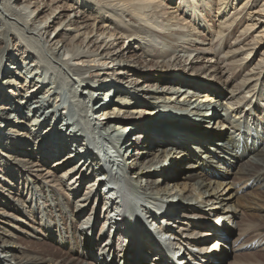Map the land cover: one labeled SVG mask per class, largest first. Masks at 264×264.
I'll return each mask as SVG.
<instances>
[{
	"label": "bare ground",
	"instance_id": "obj_1",
	"mask_svg": "<svg viewBox=\"0 0 264 264\" xmlns=\"http://www.w3.org/2000/svg\"><path fill=\"white\" fill-rule=\"evenodd\" d=\"M45 1L0 0V26L9 29L2 36L13 34L2 55L11 70L0 72L13 96L0 88V127H6L0 130V231L15 221L21 225L13 229L15 235L0 233V264H110L107 256H114L117 247L131 264H162L156 252L163 248L150 236L159 230L172 233L175 249H182L181 241L202 246L191 255L192 264H232L225 260L227 250L232 260L240 253L264 252L263 243L239 238L245 230L236 227L238 216L264 193V151L259 152L264 146V60L253 68L254 59L242 57L257 49L246 43L255 29L260 31L254 38L264 43V0H72L84 9L73 8L72 1ZM247 7L242 20L235 16L234 11ZM230 16L235 18L229 29ZM237 73L243 77L227 88ZM129 84L136 87L134 94L126 92ZM89 94L104 101L108 112L88 115ZM47 95L54 98L49 109ZM212 96L228 102L230 110L222 115L215 105L188 110L190 99L213 102ZM180 98L188 107L175 103ZM159 107L188 110L192 119L179 124L180 131L171 129L184 116L138 123L140 116L151 119L156 113L160 118ZM25 111L33 117H21ZM125 114L132 118L127 121ZM12 115L20 117L11 125ZM108 115H117L120 121L112 128L132 132L130 138L104 130L112 123ZM103 116L107 123L97 125ZM109 144L119 153L110 151ZM155 146L164 149H155L160 155L148 160ZM187 153L194 158L186 161ZM2 155L9 165L2 164ZM239 161L236 173H229ZM175 164L184 166L183 177L174 171ZM121 168L135 169L145 197L124 188L115 172ZM16 191L25 196L21 213H27V221L5 212V198L19 204ZM99 204L98 218L93 213ZM163 206L170 212L161 215ZM218 226L225 238L231 236L229 241L217 236ZM121 231L144 238L131 256L126 255L127 235L121 241L120 234L112 236ZM20 234L23 238H16ZM35 242L55 254L28 255Z\"/></svg>",
	"mask_w": 264,
	"mask_h": 264
},
{
	"label": "rangeland",
	"instance_id": "obj_2",
	"mask_svg": "<svg viewBox=\"0 0 264 264\" xmlns=\"http://www.w3.org/2000/svg\"><path fill=\"white\" fill-rule=\"evenodd\" d=\"M65 1H72V0H65ZM45 3L46 4H48V0L47 1H45ZM172 3H174V1L172 2ZM63 4V1L59 4V5H62ZM68 4H71L72 6H74L73 8H80V9H84V5L83 6H80V5H82V4H76V2H71V3H68ZM238 4L239 3H236V6L237 7H239L238 6ZM58 5V6H59ZM173 5H177L176 3L175 4H173ZM257 6V5H256ZM239 8H241V6L239 7ZM85 10H87V9H85ZM244 11V12H243ZM248 11V7L247 8H243V9H239L238 11H234V12H236L235 13V16L237 17V18H240L241 20L245 17V15H246V12ZM231 12H232V10H231ZM240 12V13H239ZM239 13V14H238ZM242 14V15H241ZM187 15V14H186ZM235 16H230L229 17V19L227 20V24H228V28L230 29V27H231V25L233 24H231V21H232V18H235ZM189 21H193V19L190 17V19H188ZM217 20H219V19H217ZM214 22H216L215 21V19H212L211 20V22H210V24H214ZM230 22V23H229ZM244 24H243V28L245 27V25H246V23L244 22V21H242ZM241 27V28H242ZM241 28H239V30H237L236 31V33H239L240 31H242V29ZM0 72H2L1 70L3 69L4 70V68H5V70H7V71H10L11 70V65L12 64H10V62H4V61H2L3 60V57H2V55L3 54H6V53H8V49H9V47H6L5 46V44H9L10 43V38L11 37H13V34H11V36L9 35V37H7V38H5V37H3L4 35H5V32H7L9 29H8V27L7 26H0ZM257 29H255V32H253V35H252V33H251V35H249L248 37H247V39H246V43H248L247 44V47L248 48H253V47H257V49L255 50V51H253V52H251V53H248V55H245V53H244V55H242V57H244V58H247V57H249V59L250 58H253L254 59V61H253V63H251L250 64V66L251 67H253L255 64H257L259 61H263L264 60V55L262 56V53L264 52V43H262V40L260 39V38H254V36L255 35H258L257 33L260 31V30H258L257 32ZM3 35V36H2ZM260 35V34H259ZM102 37H104V36H102ZM6 39V40H5ZM253 39H254V42H253ZM230 41H232V40H230ZM233 42V41H232ZM253 42V43H252ZM255 43V44H254ZM252 44H254V45H252ZM257 44H261V46H259V45H257ZM246 49V48H245ZM244 49V50H245ZM133 51V50H132ZM131 51V52H132ZM10 52H12L11 51V49H10ZM9 52V53H10ZM130 52V54L129 55H131V54H133V53H131ZM245 52V51H244ZM247 52V51H246ZM218 55H221L222 56V53H220V54H218ZM237 59H239V58H237ZM213 62H214V59H213ZM264 62V61H263ZM253 68H255V67H253ZM258 68V67H257ZM9 69V70H8ZM9 73V72H8ZM8 76V75H7ZM1 77V76H0ZM34 77V75L33 74H30L29 75V79L30 80H32V78ZM243 77V74L241 73H237V75H236V77L231 81V83L227 86V88H229V89H231V87H233L238 81H240L241 80V78ZM4 77L2 76L1 78H0V88H1V90L3 91V93H4V95H6V96H9L10 98L11 97H13L12 95H11V93H10V91L9 90H11V89H9V87L7 86V84H5V81H4ZM38 80V79H37ZM79 80V79H78ZM39 82L41 81V80H38ZM77 82V81H76ZM34 81L32 82V86L34 85ZM31 86V85H30ZM129 86H132V87H130V89L129 90H126V92H128V93H130V92H133V90L136 88V87H133L134 86V84L132 85V84H129ZM14 90L15 91H17V89L16 88H14ZM136 92V91H135ZM135 92H133V94L135 93ZM90 95V96H89ZM89 95H86L87 97H88V100H87V102H88V104H87V110L88 111H86V113L88 114V115H91V114H93L94 113V111L96 112V110H98V111H100V113H101V111L102 110H104L103 112H108V107H106V108H104V101H103V103H100V102H98V101H96V100H98V98L96 97V96H94V95H91V94H89ZM111 95V94H110ZM136 95V94H135ZM250 95V94H247V93H245L243 96H245V97H248V96ZM41 96V95H40ZM113 96L114 95H111V97H110V99L108 100L109 102L110 101H112V99H113ZM142 96V95H141ZM98 97H101V96H98ZM143 97V96H142ZM49 98H51V103L49 102V103H47V105L45 106V109H49L50 107H52L53 105H52V103H53V97H50L49 95H47V99H49ZM96 98V99H95ZM175 98H177V97H175ZM104 99H107V98H104ZM163 98L161 97L160 98V100H162ZM182 98H180V99H178L177 101L178 102H175V103H179V104H181V102H182V100H181ZM205 99V98H204ZM204 99H202L203 101H204ZM220 99H222V98H220ZM148 101H146L145 100V102L147 103V102H149V99H147ZM179 101H181V102H179ZM255 100H253V102H254ZM190 104H191V106L189 107V109L188 110H190L191 108H193L194 110L196 109V110H199V108H200V106H207V105H210V106H216L217 107V109L218 110H216V112L217 113H219L220 115H222L223 113H224V109H227V110H230V105H228L227 104V106H225V101H223V100H221V102H220V100H213V102H211V103H208V102H199V101H197L195 98L191 101V99H190V102H189ZM228 103V102H227ZM224 104V105H223ZM178 106H180V107H188V105L186 104V105H178ZM95 107V108H94ZM160 108V107H159ZM208 108V107H207ZM200 109H202V108H200ZM92 110H93V112H92ZM188 110H181V112L179 113L178 112V110H175V109H166V108H160V109H157L156 111H158L159 113H160V115H162V116H160V118H159V114H153V116H152V118L151 119H148L147 118V116H145V117H142V116H140V117H138V123H142L143 125H145V126H148V125H152L153 123H156V121H157V119L158 120H160L159 122H164V119H166V118H168L170 121L172 120H175V121H177V119H175V118H179V117H181V116H184V119H181V120H178L177 122H176V124H174L176 127H178L179 126V124L181 125V124H183V122L184 121H186L187 123H189V120L190 119H192V115H191V113H189L188 114ZM47 111L48 110H46L45 111V114L47 113ZM54 111V110H53ZM89 112V113H88ZM50 113H52V112H50ZM49 113V114H50ZM65 113H67V115L69 114L68 112H67V110H66V112ZM85 113V112H84ZM109 113H111V112H109ZM108 113V114H109ZM164 113V114H163ZM186 113V114H185ZM8 114H10V113H7V115ZM24 114V116L22 115L21 117H24V118H26V119H28L29 117H33V114L31 113V112H27V111H25V113H23ZM67 115H66V117H67ZM14 115H12V117H11V119H9L8 120V122L12 125L13 124V122H15L16 120H17V118L18 117H20V116H18V117H13ZM132 115H127V114H125V117H124V119H127V121H129L132 117H131ZM149 116V115H148ZM156 116H158L157 118H156ZM82 117V116H81ZM108 118H109V123L110 122H112L111 124H110V128L108 127V129L106 128V129H104L106 132H109V133H111V135H118V136H122V138H126V139H128V138H130L129 136L132 134V132L131 133H126L125 131V133L126 134H122L123 133V130L122 129H113L112 128V126H114V125H116V126H118V122L120 121V120H118V121H116V118H117V115H113L112 117H109V115L107 116ZM170 117V118H169ZM188 117V118H187ZM233 117V116H232ZM90 118H91V116H90ZM106 117L105 116H103L102 118H97V120L96 121H98L97 122V125H99V124H103V123H107V121L106 120H104ZM112 118V119H111ZM118 119V118H117ZM57 120V118L56 119H54V120H50V123H54L55 121ZM61 120V119H60ZM63 120V119H62ZM1 121V120H0ZM117 122V123H116ZM63 123V122H62ZM173 125V127H174V129H171V131H180V130H183L182 128L180 129V127H178V128H176L175 126ZM94 127H96V126H94ZM253 128V130L252 131H254V129H255V127L254 126H252ZM6 129V127H4V126H2L1 125V127H0V130H5ZM63 131H64V128L62 129ZM122 130V131H121ZM190 130V129H189ZM191 131V130H190ZM189 131V132H190ZM200 131H202V130H200ZM209 131H212L211 129L209 130ZM219 131V130H218ZM136 132V131H135ZM138 132V131H137ZM203 132H204V130H203ZM220 132H225V129L224 130H222V131H220ZM228 133V132H227ZM128 136V137H127ZM235 139H237V138H235ZM124 140V139H123ZM140 142H142V141H140ZM245 142L247 143L246 145L247 146H249L250 145V140H245ZM139 145V144H138ZM163 146V145H162ZM162 146H155V147H153L154 148V152L151 154V155H149L148 156V160L150 159H152L153 158V156H154V154L156 155V156H158V155H160L158 152H155V149L156 150H161V149H164V148H161ZM109 150L111 151H114L115 149L117 150L118 149V147H115V146H113V145H111V144H109ZM243 148V147H242ZM22 149H26V148H22ZM228 149H230V148H228ZM248 149H249V147H248ZM28 150V149H27ZM133 150V149H132ZM181 150V149H180ZM210 151L212 150V149H209ZM208 150V151H209ZM260 150L261 151H264V146H262V147H259V152H260ZM134 151H135V149H134ZM153 151V150H152ZM208 151H204V152H202V155H204V154H206V152H208ZM247 151V150H246ZM3 152V154L4 155H7L8 157H9V155H8V151L7 150H5V151H2ZM116 152V151H115ZM67 152H64L63 154L62 153H60V154H58V159L60 158L61 159V157H63V156H65V154H66ZM116 153H119V151H117ZM25 154V153H24ZM27 154H29V153H27ZM237 154L238 155H240V153L239 152H237ZM213 155V154H212ZM13 156H15V154H13L12 155V157ZM195 156V155H194ZM208 156H210V155H208ZM249 156H252V154H250ZM135 157H137V156H135ZM128 158H130L131 159V156L129 157L128 156ZM169 157H167V159H168ZM186 161L187 160H191L192 158H194L193 156H191V154L190 153H187V155H186ZM7 159L8 158H6L5 156H3L2 155V157H1V162H2V164H4V162L6 163L7 162V164L9 165L10 163L9 162H11V161H7ZM136 161V160H135ZM185 161V162H186ZM168 162H170L169 160H168ZM190 163L191 164H193L194 163V161H190ZM220 163V162H219ZM240 163H241V161H239V163H237V164H235L234 165V168L232 169V168H230L229 169V173H236V171L238 170V168H239V166H240ZM130 164V163H129ZM133 165V164H132ZM135 165V164H134ZM133 165V166H134ZM160 166V165H159ZM158 166V167H159ZM222 165L220 164V167H219V169H221L222 167H221ZM175 167L176 168H174V171H176L177 172V174H179V177H181L182 175V169L181 168H183L182 166L181 167H179L178 168V166H177V164H175ZM116 170H120L119 172H117V175H121V173H125V174H127L128 176H130V178L131 179H135L136 181H137V179H136V176H137V174H134L133 175V171L135 170L134 168H132V169H130V171H128L126 168H122V169H115V171ZM246 171V170H245ZM253 172V171H255L254 169H251L250 170V172ZM222 172V171H221ZM244 175H249L248 173L246 174V173H243ZM112 175H113V173H112ZM147 175V174H146ZM146 177V176H145ZM183 177V176H182ZM147 178H148V175H147ZM146 178V179H147ZM182 179V178H181ZM230 181H231V179H229ZM120 181H122V179L120 178ZM135 181V182H136ZM147 182V184H150L151 182L149 181V179L146 181ZM138 182H136V186H137V189H139L140 191H141V189H143L142 187H140V186H138ZM234 184H237L236 182L234 183ZM77 188H79V187H77ZM141 188V189H140ZM147 188V187H146ZM82 190H84V189H82ZM147 190V189H146ZM146 190H144V191H146ZM26 192V191H25ZM230 193H233V191H231ZM19 194V195H18ZM260 194V196L261 197H258V199L259 200H261L259 203H255L254 202V204H253V207L252 208H250V209H252V210H250L249 209V211H247V212H243V215L241 214V215H239L238 216V221H239V223H238V226H236V227H239V226H241L242 228H243V230H245V232L244 233H242V232H240L239 233V238H242V236H244L245 237V239H246V241H253V240H257L258 242H260V243H263L264 244V193H259ZM16 195H17V197L16 198H18V199H20V201H19V204L21 205H19V204H14L13 205V201L11 200V199H8V198H5L4 200H5V204H4V209L6 210L5 212L7 213V214H10L11 216H13V217H17V218H19V219H21L22 220V222L23 221H27L29 218H28V216H27V213H21V211H22V206H24V204H23V202L25 203V196H23L22 195V192L20 193V192H17L16 191ZM119 196V195H118ZM120 197V196H119ZM177 198V197H176ZM174 204H175V206L177 205V203H178V201L177 200H175V202H173ZM210 205V204H209ZM209 205H207V207H210ZM21 207L20 209H18V207ZM103 205L102 204H99V208H98V212L96 213V208L94 209V215L95 216H97L98 218L101 216L102 217V211H101V207H102ZM9 207V208H8ZM3 210V209H2ZM90 211V209L87 211V213ZM241 217V218H240ZM242 217H243V219H242ZM240 218V219H239ZM102 219V218H101ZM101 225V224H100ZM177 225V224H176ZM244 225V226H243ZM15 227L16 228H20L21 227V225H20V223L18 222V221H15V222H13L12 224H11V226H7V227H4L3 228V232L2 231H0V233H3V234H8L9 236L11 235V234H13V235H15L16 233L14 232V230L13 229H15ZM64 227V226H63ZM100 227V226H99ZM98 229L99 228H97L96 229V231H97V233H98ZM230 229V228H229ZM238 229V228H237ZM162 230H159L158 232H161ZM157 232V233H158ZM120 233H117L116 235H119ZM176 234V233H175ZM245 234V235H244ZM263 234V235H262ZM19 237H22L23 238V236H21V234H20V236H17L16 238H19ZM104 238V237H103ZM119 238V237H118ZM142 239H144V238H142ZM118 241V240H117ZM240 241H241V239H240ZM0 242H1V240H0ZM112 243L114 242V243H116V241L113 239L112 241H111ZM125 243V245H126V242H124ZM254 243V242H253ZM0 244H2V243H0ZM40 245V242L38 243V242H35V244H33L28 250V255H33V253L34 252H40L41 254H43V255H47V256H50V255H54L55 254V251L53 250V249H51V248H48V247H44V246H39ZM253 246V245H252ZM53 248V247H52ZM106 250H108V249H106ZM104 248L102 249V251H103V253L105 254L107 251H106ZM105 251V252H104ZM264 252H260V251H257V252H253V253H244V254H238V255H236V257L232 260V257H231V255H229V251H227V257H226V261H229L230 263H232V264H264V254H263ZM230 256V257H229ZM149 258V257H148ZM11 263H13V262H11ZM117 264V263H116ZM228 264V263H227Z\"/></svg>",
	"mask_w": 264,
	"mask_h": 264
},
{
	"label": "water",
	"instance_id": "obj_3",
	"mask_svg": "<svg viewBox=\"0 0 264 264\" xmlns=\"http://www.w3.org/2000/svg\"><path fill=\"white\" fill-rule=\"evenodd\" d=\"M136 181V180H135Z\"/></svg>",
	"mask_w": 264,
	"mask_h": 264
}]
</instances>
